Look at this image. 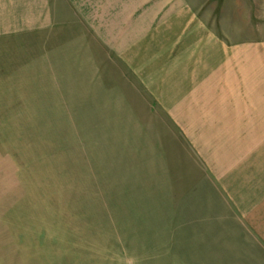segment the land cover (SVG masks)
I'll return each instance as SVG.
<instances>
[{"label":"rangeland","instance_id":"1","mask_svg":"<svg viewBox=\"0 0 264 264\" xmlns=\"http://www.w3.org/2000/svg\"><path fill=\"white\" fill-rule=\"evenodd\" d=\"M52 45L24 53L0 42V264H232L237 243L230 228L208 234L201 222L206 196L190 185L199 170L166 109L222 137L225 151L241 146L222 184L244 206L264 199V102L256 115L244 103L190 102L193 125L187 102H152L148 90L133 98L119 75L89 72L86 57L45 76L38 54ZM77 66L85 76L71 74Z\"/></svg>","mask_w":264,"mask_h":264},{"label":"crops","instance_id":"2","mask_svg":"<svg viewBox=\"0 0 264 264\" xmlns=\"http://www.w3.org/2000/svg\"><path fill=\"white\" fill-rule=\"evenodd\" d=\"M252 11L259 12V28L250 24ZM262 15L264 2L258 0H0V42L24 53L32 51L31 42L52 43L55 51L38 54L49 63V71H43L48 77L60 73L62 60L70 57L79 65L86 57L89 72L107 82L119 75L120 84L129 85L123 89L135 92L133 98L148 90L152 102H187L183 116L194 125L190 102L232 103L233 109L244 103L254 114V102H264ZM75 69L72 75L85 76L82 68ZM167 105L166 118L172 123L173 116L179 131L173 138L199 170L190 185L206 196L198 210L208 234L221 236L230 228L237 243L232 264H264V199L242 206L222 184L225 172L239 166L241 146L225 151L222 137L202 132V126L192 131Z\"/></svg>","mask_w":264,"mask_h":264}]
</instances>
